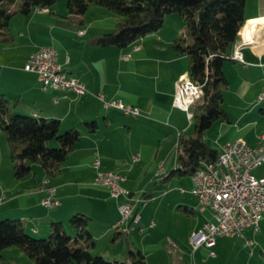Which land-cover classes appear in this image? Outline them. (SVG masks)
Instances as JSON below:
<instances>
[{
	"label": "crops",
	"instance_id": "crops-1",
	"mask_svg": "<svg viewBox=\"0 0 264 264\" xmlns=\"http://www.w3.org/2000/svg\"><path fill=\"white\" fill-rule=\"evenodd\" d=\"M116 20L98 5H90L83 15L70 13L66 0L11 17L13 40L0 44V93L9 98L12 112L58 119L60 131L77 128L80 135L58 174L47 176L32 164L28 175L16 178L0 131V216L21 218L28 233L38 235L48 233L53 221H62L66 227L68 218L80 212L90 217L93 254L118 259L127 245L114 247L125 234L126 243L144 253V264H221L223 254L233 249L227 251L218 237L211 246L191 248L190 233L201 228L211 211L200 208L190 175L173 172L179 135L193 131L192 120L172 102L175 82L188 66L186 55L172 47V40L183 32L181 18L176 13L166 15L158 30L126 46L89 42L93 35L112 31ZM238 34L230 54L243 39L250 42L240 47L242 60L230 56L223 63L228 87L222 107L227 119L215 120L203 134L206 143L218 151L236 137L253 146L264 130V0H245L244 24ZM45 45L57 51L62 68L83 81L84 94L43 87L35 72L23 68L28 55ZM99 93L105 100L135 105L141 114L105 107ZM90 121L95 122L94 131L84 125ZM95 159L99 168L121 174L120 184L140 199L136 224L121 222L115 227L120 200L108 186L93 181ZM262 165L254 168L253 173H259L255 175H264ZM48 186L55 187L53 196L58 200L50 207L41 203ZM66 229L73 232L69 226ZM232 238L253 240L249 256L255 254V246L259 257H248L246 264L264 263V217L257 231L248 226L242 237ZM18 259L34 264L15 246L3 249L0 262L18 264Z\"/></svg>",
	"mask_w": 264,
	"mask_h": 264
},
{
	"label": "trees",
	"instance_id": "trees-1",
	"mask_svg": "<svg viewBox=\"0 0 264 264\" xmlns=\"http://www.w3.org/2000/svg\"><path fill=\"white\" fill-rule=\"evenodd\" d=\"M55 1L0 0V44L13 40L9 31L12 16L27 14L36 7H50ZM244 4L245 0H66L70 13L83 15L90 5H99L117 17L112 31L88 39L97 46H126L158 30L166 15L180 16L183 32L172 40V47L186 55L187 74L200 85L201 95L190 106L192 133L180 134L178 138L177 167L173 170L177 174L191 175L204 162H214L218 157L219 151L206 143L203 134L215 120L227 119L222 107L223 91L228 87L223 63L230 58V46L238 39L244 24ZM84 125L94 131V121L84 122ZM0 130L5 133L16 178L28 175L32 164L39 165L47 176L58 174L80 135L77 128L60 131L58 119L12 112L9 98L3 93H0ZM53 140L59 145H49ZM89 220L84 213H74L67 221L72 233L62 221H53L48 235L37 238L28 233L21 218L0 219V260L4 248L16 246L35 264L145 263L144 253L137 247L129 249L123 259L93 254Z\"/></svg>",
	"mask_w": 264,
	"mask_h": 264
},
{
	"label": "built area",
	"instance_id": "built-area-1",
	"mask_svg": "<svg viewBox=\"0 0 264 264\" xmlns=\"http://www.w3.org/2000/svg\"><path fill=\"white\" fill-rule=\"evenodd\" d=\"M249 42L247 38L243 39L230 56L242 60L240 47ZM23 68L35 72L43 87L71 91L77 95L87 91L79 77L62 68L57 51L51 46H41L31 52ZM200 95V85L193 82L186 72L175 82L172 102L184 110L187 118L191 119L190 106ZM98 97L105 107H115L130 115L141 114L139 107L124 103L120 99L105 100L101 93ZM263 133L264 130L258 136L257 143L261 142ZM256 144L249 145L242 137L226 141L214 162H204L190 175L192 191L198 198L200 208H208L211 211V217L203 222L201 228L190 233L189 242L193 250L201 244L211 246L219 236L242 237L244 229L248 226L254 231L258 230L259 220L264 217V175H255L253 170L264 163V152L259 153L254 164H244V157H250L251 150L255 149ZM135 158L136 156L133 159ZM93 165L96 169L93 181L108 186L111 195L120 200L118 203L120 217L117 222L136 224L140 218L137 209L140 199L120 184L123 179L121 174L99 168L97 159ZM54 191V186L46 188V194L41 199L43 205L50 207L58 204L57 198L53 196ZM244 244L249 247L251 253L253 240L245 238ZM210 254H214L213 251H210Z\"/></svg>",
	"mask_w": 264,
	"mask_h": 264
},
{
	"label": "rangeland",
	"instance_id": "rangeland-1",
	"mask_svg": "<svg viewBox=\"0 0 264 264\" xmlns=\"http://www.w3.org/2000/svg\"><path fill=\"white\" fill-rule=\"evenodd\" d=\"M99 6V5H98ZM1 132H3L2 130H0ZM3 136H4V139H5V141H6V137H5V133L3 132ZM49 145H51V146H58L59 144H58V142H56V141H51L50 143H49ZM0 152H1V149H0ZM36 165V164H35ZM36 166H38V165H36ZM263 166L264 165H262L261 167L263 168ZM260 167V168H261ZM13 172V171H12ZM259 174L257 171H255V174ZM4 217H1L0 216V219H3ZM15 218H17V217H15ZM66 227H68V224L66 223ZM29 233H31V232H29ZM69 233H72V231H70L69 230ZM30 235H32V234H30ZM48 235V233H46V234H38V235H32V236H34V237H37V238H44V237H46ZM125 237H126V235L125 234H122V236H121V239H120V242L114 247L116 250H118L119 248H120V246H121V244L124 242V244L125 245H127L126 246V248H125V250L122 252V250L124 249H122V250H120V252H119V254H117V256H116V258H118V259H123L124 257H125V254H126V252L129 250V249H131V248H133V245L131 244V243H126V240H125ZM217 240H222V242H223V244H224V246L227 248V251H230V249L232 250V252H227V253H225V254H223V255H225L224 257H222V262H221V264H246V259L249 257V258H251V260H253L254 258H257V257H259V254H258V251H257V249L255 248V246H254V255H250L249 256V251H248V249L249 248H247V247H245L244 246V242L242 241V239H236V238H232V237H230V236H225V237H218L217 238ZM16 247V246H15ZM99 247V246H98ZM109 247H112V246H109ZM19 248V247H18ZM235 249V250H234ZM215 250V249H214ZM232 253V254H231ZM106 255V254H105ZM108 255V254H107ZM107 259H114L113 257H114V255H109V256H105ZM225 258H226V260H227V262L225 263ZM19 259L17 260V263L18 264H24L22 261H19ZM11 263V262H10ZM8 261H6V262H3L2 261V263L0 262V264H10ZM12 263H14L13 261H12ZM259 263H263V262H256V264H259ZM26 264V263H25ZM35 264V263H34Z\"/></svg>",
	"mask_w": 264,
	"mask_h": 264
},
{
	"label": "bare ground",
	"instance_id": "bare-ground-1",
	"mask_svg": "<svg viewBox=\"0 0 264 264\" xmlns=\"http://www.w3.org/2000/svg\"><path fill=\"white\" fill-rule=\"evenodd\" d=\"M236 51V48L233 50V52ZM264 152V133L261 136V142L257 143L255 146V149L251 150L250 157H244V164H254V160H257V157L259 156V153ZM120 224L121 222H117Z\"/></svg>",
	"mask_w": 264,
	"mask_h": 264
}]
</instances>
